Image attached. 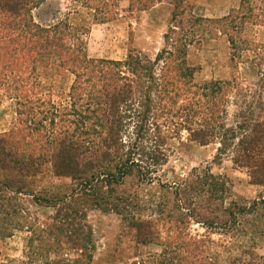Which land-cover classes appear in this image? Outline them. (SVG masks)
I'll use <instances>...</instances> for the list:
<instances>
[{
    "label": "trees",
    "instance_id": "trees-1",
    "mask_svg": "<svg viewBox=\"0 0 264 264\" xmlns=\"http://www.w3.org/2000/svg\"><path fill=\"white\" fill-rule=\"evenodd\" d=\"M29 1L0 0V90L15 101L17 114L15 126L0 132L5 173L0 241L20 228L23 209L13 201L25 195L28 179L50 164L54 175L69 178L74 189L62 199L32 194L55 215L47 230L31 224V261H48L69 246L80 253L76 264H90L94 247L87 212L98 210L134 230L137 244L160 248L146 264H219L211 257V242L188 238L185 230L192 222L233 227L236 212L226 204L229 181L206 166L180 182L163 183L166 145L184 134L201 146L216 145L214 165L229 157L236 168L247 170L252 184L264 185L263 99L258 106L247 102L236 79L197 83V69L186 60L187 43L173 29L154 59L137 50L124 61L96 59L68 24L35 23L27 13ZM136 1L143 11L160 0ZM262 4L240 0L221 19L232 50L242 45L230 32L246 24L264 27ZM176 19L175 12L173 23L180 29ZM54 70L71 78L70 85L61 94H45L39 79ZM233 106L237 110L231 113ZM147 187L153 191L144 192ZM224 264L257 263L230 258Z\"/></svg>",
    "mask_w": 264,
    "mask_h": 264
},
{
    "label": "rangeland",
    "instance_id": "rangeland-1",
    "mask_svg": "<svg viewBox=\"0 0 264 264\" xmlns=\"http://www.w3.org/2000/svg\"><path fill=\"white\" fill-rule=\"evenodd\" d=\"M201 2L202 4L200 0H170L172 16L167 30V34L170 30H175L183 42L187 43L186 60L189 66L197 69L195 81L229 82L236 79L247 102L254 100L258 106L260 99H263L264 103V27L246 24L238 32L235 31V34L230 32L235 36L237 44L242 45L240 49L232 50L226 35L228 31L223 28L221 19L231 10L237 9L240 0L235 2V7L229 9L231 0ZM255 2L257 6L263 7L264 0ZM139 6L141 5L136 0H132L131 5H126L122 0H30L27 13L35 23L44 27L68 24L86 44L91 58L124 61L131 51L137 50L154 59L159 51L151 54L138 49L136 45L146 34L153 31V27L156 28L157 22L158 25H165L162 23L165 19L160 20L158 15L154 20L153 15L150 18L144 17ZM175 12L176 23L181 20L180 29L173 23ZM195 19L199 21L194 23ZM170 44L173 45L172 42ZM38 70L42 72V68ZM70 79L55 72L53 76L43 77L39 81L45 94L57 95L66 92ZM53 99L63 100L58 97ZM243 99L242 95L236 101ZM236 110L235 106L230 108L231 113ZM16 121L15 101L0 90V132L13 128ZM166 148L169 159L160 173L163 183L180 182L193 169L206 166H211L214 174L224 176L229 181L226 204L236 212L233 227L222 229L192 222L185 230L190 235L188 238L209 240L211 257L219 264H224L230 258L253 259L257 264H264V185L252 184L247 170L236 168L229 157L221 165H214L216 145L201 146L189 141L184 134L180 138L168 140ZM4 177L5 173L0 169V181H4ZM26 186L25 195H17V199L13 201V204L23 209L22 218L18 220L20 228L10 238L0 241V264L79 262L80 253L69 246L59 250V256L50 254L48 261H31L33 255L27 246L32 236L31 224L47 230L52 226L51 219L55 215L51 205L36 203L33 195L41 200L62 199L74 189L71 180L56 177L48 164L42 167L39 174L29 178ZM151 191L152 188L147 187L144 192ZM87 224L91 228L94 247L90 264H146L150 255L161 252L158 246L137 244L135 231L124 226L114 214H104L98 210L88 211ZM163 237H166L165 233ZM37 244L38 241L35 246L39 247Z\"/></svg>",
    "mask_w": 264,
    "mask_h": 264
},
{
    "label": "crops",
    "instance_id": "crops-1",
    "mask_svg": "<svg viewBox=\"0 0 264 264\" xmlns=\"http://www.w3.org/2000/svg\"><path fill=\"white\" fill-rule=\"evenodd\" d=\"M237 1L238 0H231L232 4L228 5V9L231 7H235L236 5L235 2ZM122 2H125L126 5L130 3L129 0H122ZM200 4H202L201 0H200ZM171 6L172 5L170 4V0H160L152 7L148 8L147 10L141 11L144 13V17L150 18L153 15V20H154V18H156V15H158L160 17V20L165 19V22H162V23L165 24L166 26L162 24L158 25L159 22H157L155 24L156 28L153 27L154 28L153 31L151 33L146 34L144 38L142 39V41H139L137 43L136 46L138 49L142 51H146V52H151V54H154L160 51V49L164 45V37L167 34L168 25L170 22V18L172 16Z\"/></svg>",
    "mask_w": 264,
    "mask_h": 264
}]
</instances>
